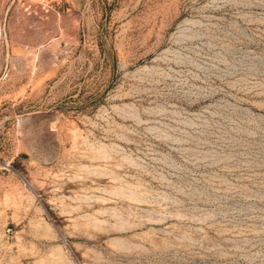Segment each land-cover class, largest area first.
I'll return each instance as SVG.
<instances>
[{"label": "rangeland", "instance_id": "obj_1", "mask_svg": "<svg viewBox=\"0 0 264 264\" xmlns=\"http://www.w3.org/2000/svg\"><path fill=\"white\" fill-rule=\"evenodd\" d=\"M0 264H264V0H0Z\"/></svg>", "mask_w": 264, "mask_h": 264}]
</instances>
